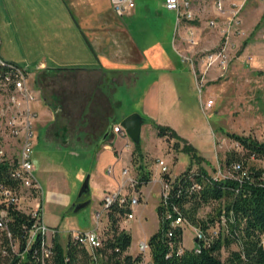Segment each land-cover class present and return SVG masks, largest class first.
I'll return each instance as SVG.
<instances>
[{
    "label": "crops",
    "instance_id": "0c3cea01",
    "mask_svg": "<svg viewBox=\"0 0 264 264\" xmlns=\"http://www.w3.org/2000/svg\"><path fill=\"white\" fill-rule=\"evenodd\" d=\"M11 1L26 10L31 7V23L26 25L27 20H23L21 30L35 39L39 35L42 44L41 53L36 55L31 51L30 59H16L27 66L30 88L35 93L30 104L36 112L33 148L40 137L39 127H44L47 139L82 147L79 154L82 163L76 174L86 175L88 190L77 198L68 194L69 187L62 193L45 191L36 174L37 169L41 171L45 167L32 160L34 174L43 189V202L46 196L58 207L68 210L77 202L87 201L84 206L91 208L90 219L94 226H71L67 229L68 235L77 230L94 231L99 235L102 226L107 225L103 195L120 186L125 179L124 168L136 174L132 161L134 143L128 135L114 132L113 125L120 124L133 112L142 117L139 142L150 180L140 187L139 201L133 208V218L138 215L137 223H131L132 218L131 228L124 226L132 236L131 244L133 239L137 243L133 247L130 244L127 252L135 255L139 252V242L147 241L151 233L137 234L134 238L131 229H135L136 224H144L148 207L155 211L156 229L159 226L157 205L163 187L157 161L162 159L167 166L171 165V153L167 152L170 143L166 136L158 135L154 122L169 125L188 141L189 132L183 123H188L192 136L200 133V126L189 123V109L185 107L186 98L195 94L197 84L192 63L182 52V40L188 38L189 29L194 31L197 40L201 33L196 32L191 23L182 25V20L165 6L164 0H134L131 11L122 15L114 11L111 0ZM24 1L27 4H22ZM32 2L35 6H31ZM27 14L26 11L25 16ZM218 40L219 37L214 45ZM0 58L15 63L14 58ZM192 58L195 66L201 65L199 58ZM219 76L218 70L212 68L207 80ZM211 86L206 81L203 84L206 95L215 93L217 96L218 90ZM208 126L214 134L210 123ZM92 155L90 166H83L85 157ZM67 171L63 168V172ZM181 171L172 169L170 173L176 175ZM65 186H68L66 180ZM51 228L59 235L58 228ZM60 242L65 244L66 241ZM182 243L191 247L186 246L183 239ZM145 258L147 264H152L149 251Z\"/></svg>",
    "mask_w": 264,
    "mask_h": 264
},
{
    "label": "trees",
    "instance_id": "16d2710c",
    "mask_svg": "<svg viewBox=\"0 0 264 264\" xmlns=\"http://www.w3.org/2000/svg\"><path fill=\"white\" fill-rule=\"evenodd\" d=\"M9 62V61H8ZM2 71V70H1ZM157 133L174 139L175 149L188 153L185 170L176 175L166 203H158V228L147 239L152 264H264V167L247 165L249 158L264 157V139L224 130L241 151H228L223 166L233 170L239 162L246 170L241 180L235 177H214L204 167L193 164L204 160L198 150L169 125L154 122ZM180 142L182 144L180 145ZM140 142L134 143L132 161L136 169V189L150 180V171L142 162ZM14 157L0 160V184L19 190V179L12 176ZM237 175L238 171H234ZM168 179L169 173H163ZM217 202L215 213L197 217L198 209ZM0 264H140L142 254L128 253L132 236L122 218L130 211L129 201L114 200L107 207L108 223L100 238V245L89 246L70 233L65 244L55 233L46 246L45 235L37 231L31 238L32 215L13 201L0 203ZM172 217H167V213ZM180 214L182 222L172 220ZM197 227L202 236L195 235V244L182 243L183 224ZM185 224V225H186ZM225 259L223 247L229 248ZM47 248V252L45 251Z\"/></svg>",
    "mask_w": 264,
    "mask_h": 264
},
{
    "label": "rangeland",
    "instance_id": "374dc122",
    "mask_svg": "<svg viewBox=\"0 0 264 264\" xmlns=\"http://www.w3.org/2000/svg\"><path fill=\"white\" fill-rule=\"evenodd\" d=\"M214 1L191 0L195 16L191 20L184 18L181 21L182 25L191 23L196 27V32L201 33L195 44H192L186 38L182 40L184 47L182 52L188 56L191 54L193 55L192 57L196 56V58H199L204 52L212 50L220 44L222 29L226 25L223 23L224 18L231 15V12L238 8V5H241L235 18L239 23L230 24L233 45L229 52L230 56L226 71L224 75L219 76L215 80H206L207 85L211 86L210 83H212L213 88L218 90L216 92L218 95L215 96L214 93L207 96L205 88L202 87L199 92L198 87H196L195 94L187 97L185 101L187 103L185 107L189 109V123L195 122L194 124L201 128L199 130L200 133L192 136L188 129V123H183L185 129L189 132L190 143L204 157V160L200 163L193 164L192 168L195 169L200 165L211 176L225 172L223 169L222 172L221 168L228 151L232 149L241 151V148L237 146L231 137L225 134L224 130L264 139V0H223L225 11L221 15L214 7ZM33 2L30 3L31 6L36 4ZM234 2L237 4H233ZM22 4L25 5L27 3L24 1ZM26 11L28 14L25 16ZM31 11V7L30 10H26L14 1L0 0V56L11 60L14 58L13 61L24 68L27 66L16 60L17 58L21 60L24 58L30 59L31 54L37 55L42 51L40 36L37 35L38 40L33 35L23 34L21 30L23 20L25 22L27 20L26 25H29V21L31 23ZM213 19L218 21L217 26H210L209 22ZM14 28L16 31H14ZM218 37L219 40L215 46L214 41ZM194 49L197 50L194 51ZM249 55L251 59H248ZM40 56L42 55L38 57ZM27 82L30 86L29 78ZM208 97L213 98L214 102L211 108L204 112L201 108V99L204 100ZM6 105V98L0 97V107H5ZM7 110L3 117H0V141L6 154L9 157H13L15 150L18 149V143L13 138L2 133L3 123L14 112V108L8 106ZM208 123L213 127L214 134L210 131ZM39 129L40 137L31 153L32 160L35 159L37 162H41L45 167L41 171L39 169L36 171L39 181L45 191L52 190L56 193H62L64 188L69 187L70 193L68 194L77 198L82 183L86 178V175L80 177L76 174L77 167L82 163V161H79L82 147L72 144L66 145L56 139H47L44 136V127H39ZM166 139L170 143L167 146V152L171 153V165H168L169 170H185L189 162L188 153L175 149L173 138L166 137ZM181 144L182 142H180ZM92 160L93 155L85 157L83 166H90ZM247 165L264 167V157L249 158ZM63 168L68 170L67 173L63 172ZM65 180L68 186H65ZM33 201L36 202L37 199ZM216 206L217 202L201 206L197 211V217L206 218L209 214L215 213ZM90 210V206L81 207L76 211L73 209H62L48 200L46 196L44 197V221L50 226V231L51 226L59 229V237L63 242L66 241L67 229L71 226H78L79 228L94 226L93 224L95 223H92L90 219ZM154 212L150 207L146 209L145 217L143 218L144 224H136L135 229H131L134 238L137 234L153 233L156 230L157 220L154 217ZM137 216L133 218L131 223H137ZM185 224H183V242L186 246H192L196 242L195 230L192 225ZM106 226L104 225L100 229L99 237L103 235ZM120 226L131 228L130 222H121ZM135 244L137 243L133 239L131 246L133 247ZM233 248H236L235 244H231L229 248L223 247L220 252L221 258L225 259L228 255V250ZM147 252L148 250L146 252H140L139 250L138 252L142 254L143 264H147L145 258Z\"/></svg>",
    "mask_w": 264,
    "mask_h": 264
},
{
    "label": "built area",
    "instance_id": "2783aa9c",
    "mask_svg": "<svg viewBox=\"0 0 264 264\" xmlns=\"http://www.w3.org/2000/svg\"><path fill=\"white\" fill-rule=\"evenodd\" d=\"M112 7L114 11L120 15L124 13H129L134 6V0H111ZM164 4L168 9L173 10L176 13L177 19L182 20L193 19L195 16L194 10L191 6V0H164ZM233 4H237L234 2ZM241 5L233 10L231 15L224 18L223 23L226 25L222 29V40L220 44L212 50L204 52L200 57V66H195V61L192 57L187 56L192 63L194 76L199 92L202 90L204 82L207 80V75L212 68H216L219 75H224L229 62V52L232 43V32L230 30V24H238L236 14ZM214 7L218 11L219 15L225 11L223 0H215ZM210 26H217L218 21L210 20ZM188 41L192 44L197 42L194 31L189 29ZM251 59V56H248ZM2 70V71H1ZM28 72L27 68L21 67L13 62H8L0 58V97H5L7 100V105L5 107H0V117H3L4 113L8 111V106L14 108V112L5 119L2 127V133L6 136L13 138L18 143V149L15 150L13 157L15 160V165L12 168L11 174L15 178L19 179L20 188L18 191L6 187L0 184V203L13 201L18 206L29 212L33 220V228L30 230L31 238L35 232L40 231L45 235V243H48L50 237L55 233V230L51 228V231L44 221V211H43V189L34 174V164L31 158V153L33 149V142L36 138V132L34 129V119L36 117V112L32 110L30 102L35 98L34 91L28 85ZM214 100L213 98L201 99V108L204 112H207ZM113 131L127 135L126 131L120 124L113 125ZM129 146V144H127ZM3 157H9L6 154L5 149L1 145L0 141V160ZM12 159V157H9ZM158 164L161 167L162 173V191L160 196V203H166L169 197L171 188L173 186L176 175H172L170 170L164 160L158 159ZM233 170L228 169L222 165V169L225 171L220 175L214 177H235L239 180L243 178L246 170L242 169L239 162L232 164ZM234 171H238L235 175ZM169 173V178L164 179L163 173ZM122 173L125 179L120 184V186L113 192H107L103 195L102 204L105 209L114 200L118 199L121 202L128 200L130 211L122 218V223L129 222L133 217V208L139 201V191L136 189V176L129 172L128 168H124ZM37 199L36 202L33 200ZM5 210H0V215H5ZM167 217H172L171 213H167ZM182 217L180 214H176L172 220V223H181ZM195 235L198 237L202 236L201 231L194 227ZM75 237L80 236V240L89 246L100 245L99 235L94 231L89 230H77L72 232ZM264 244V240H263ZM47 247V246H46ZM140 252H146L148 250L147 241L142 240L139 242ZM47 252V248H45Z\"/></svg>",
    "mask_w": 264,
    "mask_h": 264
},
{
    "label": "water",
    "instance_id": "95a60500",
    "mask_svg": "<svg viewBox=\"0 0 264 264\" xmlns=\"http://www.w3.org/2000/svg\"><path fill=\"white\" fill-rule=\"evenodd\" d=\"M141 123H142V117L137 112L130 113L129 115L124 117L120 123L133 143H138L140 141ZM87 190H88V180L86 178L83 181L81 189L78 194H82ZM86 204L87 201L77 202L74 205H72V208L73 210L76 211Z\"/></svg>",
    "mask_w": 264,
    "mask_h": 264
}]
</instances>
